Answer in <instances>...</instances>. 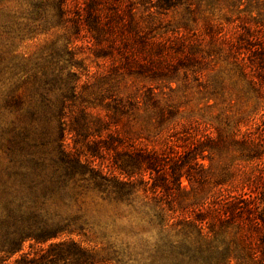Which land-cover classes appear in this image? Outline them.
I'll return each instance as SVG.
<instances>
[{
  "label": "trees",
  "instance_id": "16d2710c",
  "mask_svg": "<svg viewBox=\"0 0 264 264\" xmlns=\"http://www.w3.org/2000/svg\"><path fill=\"white\" fill-rule=\"evenodd\" d=\"M218 1L0 0L6 45L49 33L65 40L61 50L53 44L20 60L27 96L17 112L34 133L21 127L2 146L10 167L0 184V264L17 255L13 264H264V129L241 133L247 118L215 136L169 135L155 150L139 145L123 121L126 106L140 103L160 120L171 115L172 104L161 106L153 90L189 80L218 96L236 79L264 98V0H222L234 26L206 22L194 31L199 7ZM139 8L181 10L180 22L161 36L143 34ZM217 61L223 66L201 82ZM127 81L150 84L133 96L141 101L112 99ZM89 89L111 100L104 117L74 111ZM208 152L231 160L209 192L201 163ZM150 231L155 244L139 238ZM88 242L106 256L82 246ZM25 243L48 245L29 254Z\"/></svg>",
  "mask_w": 264,
  "mask_h": 264
},
{
  "label": "rangeland",
  "instance_id": "374dc122",
  "mask_svg": "<svg viewBox=\"0 0 264 264\" xmlns=\"http://www.w3.org/2000/svg\"><path fill=\"white\" fill-rule=\"evenodd\" d=\"M223 2L219 0L212 8L202 4L196 14L197 23L192 24L194 31H201L206 22L221 24L224 30L232 28L234 24L228 22L227 18L230 14L227 13L226 5ZM181 13L182 11L179 10L177 13L161 15L139 8L137 21L143 34L161 36L171 29L172 25L180 22ZM251 16L255 17L256 14ZM235 17L236 15L229 21ZM52 45L60 50L63 49L65 40L60 33L36 35L33 41L19 42L16 40L12 45H6L5 40L0 37V184L5 180V174L10 167L9 157L2 153V146L14 136V132L17 134L21 127L27 128V134L30 137L34 133V130L29 125L27 126V117L24 113L17 112L19 108L18 98L27 96V84L23 82L25 78L23 73L26 70L23 69L25 65L21 66L20 60L33 56L39 49H46ZM81 45V42H74L71 47L75 46V53H83L82 49H78ZM79 57L78 59H81L84 56L79 54ZM217 62V65L212 63L211 66H208V70L202 72L201 82L207 80L209 83L219 67L223 66V63ZM84 82H86V78H83L81 83ZM148 87H150L149 83L127 81L126 85L121 86L119 91L111 93V95L114 94L112 99L122 98L126 102L141 101L140 98L135 100L133 96L144 95ZM151 87H155V85ZM172 88L174 90L172 92L163 87L153 90L157 99L160 100L161 106L166 103L173 106L172 114L165 113L162 120L155 110L145 111L141 103L135 108L126 106L127 114L123 116V121L126 122L133 135L138 138L139 145L148 149L159 150L161 143L167 136L174 135L172 139L183 138L196 129H208V133L215 136V128L222 130L232 127L234 130L233 126L238 121L247 118L251 120L240 126L241 133H259L260 130L264 129V98L250 91L242 81L226 79L224 90L218 96L209 95L210 88H207L208 93L206 94V91L202 87H197L192 80H189L188 86L174 84ZM106 103L110 104L111 100L103 101L99 91L89 89L83 94L82 100L75 102L73 109L78 112L81 108H87L92 116L104 117L107 113ZM167 129H171L169 133ZM66 143L71 145V140L67 139ZM205 156L201 163L208 174L209 183L206 190L209 192L217 189L214 188L216 183L223 181L224 167L230 164L231 160L228 154L218 157L211 156L208 152V157L207 154ZM227 187L226 184L222 186L223 189ZM74 240L79 242L77 238ZM47 245L25 243L22 253L33 254L41 249H46ZM82 246L94 250L100 257H105L107 254L99 246L94 247V242L82 243ZM17 258L18 255L14 256L9 264H13Z\"/></svg>",
  "mask_w": 264,
  "mask_h": 264
},
{
  "label": "clouds",
  "instance_id": "9594fccd",
  "mask_svg": "<svg viewBox=\"0 0 264 264\" xmlns=\"http://www.w3.org/2000/svg\"><path fill=\"white\" fill-rule=\"evenodd\" d=\"M139 238L142 239L143 241L149 243V244H155L157 236H156L155 231H150V232L140 233ZM128 243L131 246H135L136 238L129 240Z\"/></svg>",
  "mask_w": 264,
  "mask_h": 264
}]
</instances>
